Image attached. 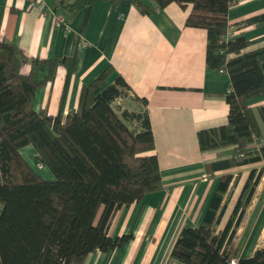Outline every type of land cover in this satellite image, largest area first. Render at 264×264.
Masks as SVG:
<instances>
[{
  "label": "trees",
  "instance_id": "16d2710c",
  "mask_svg": "<svg viewBox=\"0 0 264 264\" xmlns=\"http://www.w3.org/2000/svg\"><path fill=\"white\" fill-rule=\"evenodd\" d=\"M98 1L115 0H73L66 9L73 14ZM239 1L129 0L143 15H149L151 7L190 5L185 27L206 32V67L223 70L230 78L225 95L229 112L227 125L199 132L198 143L201 151L235 146L234 158L222 164L225 168L264 164L258 123L264 130V109L259 108L256 116L249 107L250 101L264 96V47L245 52L250 43L244 36L225 39L229 9ZM243 26H264V13L245 20ZM22 61L13 46L0 41V264H84L95 251L107 252L129 242L131 236H108L116 212L162 188L148 115L113 107L130 90L121 77L107 84L110 67L82 87L77 109L65 118L36 113V90L53 82L60 66L68 74L75 72L76 58L31 60L27 74L21 72ZM38 70L47 71L41 80ZM255 141H260L258 150L248 152L247 146ZM28 146L52 180L42 179L23 159L20 151ZM263 173L264 166L250 172L227 223L217 230L232 180L222 177L200 226L181 229L171 260L181 264L236 260V234ZM235 264H264V247Z\"/></svg>",
  "mask_w": 264,
  "mask_h": 264
},
{
  "label": "crops",
  "instance_id": "0c3cea01",
  "mask_svg": "<svg viewBox=\"0 0 264 264\" xmlns=\"http://www.w3.org/2000/svg\"><path fill=\"white\" fill-rule=\"evenodd\" d=\"M42 1L28 9L27 0H0V41L21 55L23 74L30 71L31 60L76 58L75 72L68 74L60 66L53 82L36 90L34 111L65 118L77 109L82 87L110 67L107 84L121 77L133 96L122 98L124 106L119 105L120 98L115 100L113 107L146 111L161 176L160 191L122 206L113 217L108 236H131V240L117 249L89 254L84 264H181L171 260V250L182 228L200 226L221 178L229 175L232 180L217 230L227 223L250 172L264 166L259 162L223 167L234 158L235 146L200 150L198 133L226 126L229 112L225 95L230 78L206 67V32L185 27L190 5L151 7V13L143 15L129 0L98 1L72 14L66 6L73 0ZM263 13L264 0H240L229 9V31L243 27L236 36L250 43L245 52L264 47V26H243L245 20ZM46 75V70H38L37 80ZM249 107L255 114L264 109V96L250 101ZM259 146L255 141L246 150L254 152ZM20 154L31 168L29 162L37 166L32 146ZM46 173L38 175L52 180ZM235 246L236 260L264 247V173L241 219Z\"/></svg>",
  "mask_w": 264,
  "mask_h": 264
},
{
  "label": "rangeland",
  "instance_id": "374dc122",
  "mask_svg": "<svg viewBox=\"0 0 264 264\" xmlns=\"http://www.w3.org/2000/svg\"><path fill=\"white\" fill-rule=\"evenodd\" d=\"M243 27H241V26H238V30H237V32L239 31V30H241ZM236 32V33H237ZM236 33H235V36H236ZM127 93V95L130 97V98H132L133 99V96H132V94H131V91H127L126 92ZM121 100V101H120ZM120 100H118V103H119V105L120 106H124V104H125V102L124 101H122V100H124V99H122V98H120ZM117 107V106H116ZM116 107H114V108H116ZM30 163V165L32 166V169H33V171L36 173V174H39V175H42L43 174V171L44 172H47V173H49V174H51V172L46 168V167H43V166H40L39 164H37V166H36V164H35V162H29ZM46 173V174H47Z\"/></svg>",
  "mask_w": 264,
  "mask_h": 264
},
{
  "label": "built area",
  "instance_id": "2783aa9c",
  "mask_svg": "<svg viewBox=\"0 0 264 264\" xmlns=\"http://www.w3.org/2000/svg\"><path fill=\"white\" fill-rule=\"evenodd\" d=\"M27 3H28V9H31V8L37 7L39 4H42L43 1L42 0H27ZM59 22H64L63 18H59ZM67 24L68 23L65 22V25H67ZM235 33L236 32L228 31L227 35L225 36V39L226 40L232 39L233 37H235ZM81 45H82V42H81ZM219 73L223 74L225 72L223 70H220ZM235 262H236V260H232L231 264H235Z\"/></svg>",
  "mask_w": 264,
  "mask_h": 264
}]
</instances>
